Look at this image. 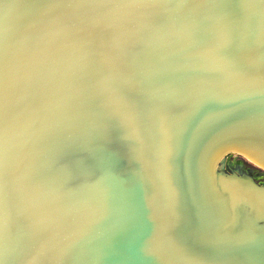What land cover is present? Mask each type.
Returning a JSON list of instances; mask_svg holds the SVG:
<instances>
[{"label": "water", "instance_id": "1", "mask_svg": "<svg viewBox=\"0 0 264 264\" xmlns=\"http://www.w3.org/2000/svg\"><path fill=\"white\" fill-rule=\"evenodd\" d=\"M264 0H0L4 264H264Z\"/></svg>", "mask_w": 264, "mask_h": 264}, {"label": "rangeland", "instance_id": "2", "mask_svg": "<svg viewBox=\"0 0 264 264\" xmlns=\"http://www.w3.org/2000/svg\"><path fill=\"white\" fill-rule=\"evenodd\" d=\"M231 161L236 162L237 160H241L245 169L252 168L255 172L254 178L257 182H264V168L254 164L249 159H247L245 156L241 154H234L231 156ZM257 173H260V175H257Z\"/></svg>", "mask_w": 264, "mask_h": 264}, {"label": "snow or ice", "instance_id": "3", "mask_svg": "<svg viewBox=\"0 0 264 264\" xmlns=\"http://www.w3.org/2000/svg\"><path fill=\"white\" fill-rule=\"evenodd\" d=\"M0 249H2V243H0ZM0 264H4L2 250H0Z\"/></svg>", "mask_w": 264, "mask_h": 264}, {"label": "bare ground", "instance_id": "4", "mask_svg": "<svg viewBox=\"0 0 264 264\" xmlns=\"http://www.w3.org/2000/svg\"><path fill=\"white\" fill-rule=\"evenodd\" d=\"M232 162V164H234V165H236V162H233V161H231ZM247 170V169H246ZM254 175H255V172H254V170H253V175H252V177H254ZM257 175H260V173H257Z\"/></svg>", "mask_w": 264, "mask_h": 264}]
</instances>
